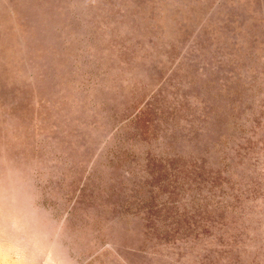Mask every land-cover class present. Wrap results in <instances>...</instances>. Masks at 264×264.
Masks as SVG:
<instances>
[{
    "label": "rangeland",
    "instance_id": "1",
    "mask_svg": "<svg viewBox=\"0 0 264 264\" xmlns=\"http://www.w3.org/2000/svg\"><path fill=\"white\" fill-rule=\"evenodd\" d=\"M0 264H264V0H0Z\"/></svg>",
    "mask_w": 264,
    "mask_h": 264
},
{
    "label": "water",
    "instance_id": "2",
    "mask_svg": "<svg viewBox=\"0 0 264 264\" xmlns=\"http://www.w3.org/2000/svg\"><path fill=\"white\" fill-rule=\"evenodd\" d=\"M255 214H257L256 212H255ZM259 215L257 214L256 215V218L255 219H253V220H251L252 222L251 223H249V227L252 229H254V230H256L257 231V228H259L260 226H259V223H261V222H259L260 220H262V219H259V217H258ZM254 243H256V242H259L258 240H256L255 238H253V240H252ZM163 262H167L168 263V261H166V260H163Z\"/></svg>",
    "mask_w": 264,
    "mask_h": 264
}]
</instances>
